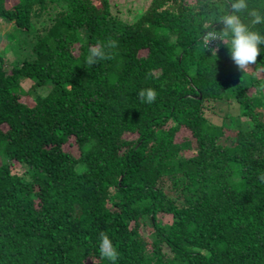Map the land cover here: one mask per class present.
Masks as SVG:
<instances>
[{"label": "trees", "instance_id": "obj_1", "mask_svg": "<svg viewBox=\"0 0 264 264\" xmlns=\"http://www.w3.org/2000/svg\"><path fill=\"white\" fill-rule=\"evenodd\" d=\"M140 1L0 0V264H264V53L203 47L226 0Z\"/></svg>", "mask_w": 264, "mask_h": 264}, {"label": "clouds", "instance_id": "obj_2", "mask_svg": "<svg viewBox=\"0 0 264 264\" xmlns=\"http://www.w3.org/2000/svg\"><path fill=\"white\" fill-rule=\"evenodd\" d=\"M213 21L221 27H213ZM258 25H264V7H253L250 0H226V10L217 14L210 24L203 26L199 37L206 49L210 41H219L216 47L211 48L212 55L216 56L217 48L222 44L228 49V55L238 70L244 71L256 61L259 53H264V32ZM112 45L109 41L104 46H90L85 57V64H95L107 58L106 47ZM136 95L142 102L152 103L156 99V91L151 88H141ZM258 179L264 183V174ZM97 251L99 255L109 261H115L117 250L108 235L98 234Z\"/></svg>", "mask_w": 264, "mask_h": 264}, {"label": "rangeland", "instance_id": "obj_3", "mask_svg": "<svg viewBox=\"0 0 264 264\" xmlns=\"http://www.w3.org/2000/svg\"><path fill=\"white\" fill-rule=\"evenodd\" d=\"M111 3H115V0H109ZM138 1V0H135ZM142 1H140V5L139 2L136 4H134L133 9H135V6L137 8H141L142 5ZM125 7V6H124ZM45 19V18H43ZM36 23H38V25L42 24L41 20H36ZM19 40H24L27 42V44L24 46V48H29L28 46H30V44L28 43L29 40V36L26 34H21L19 37V33L18 30L14 29V26L12 25V23H6V22H1L0 23V54L7 60V62H11L13 60V58L16 57V53L11 50V47L13 44L19 43ZM216 41H210L209 43L213 44ZM11 44V45H10ZM24 86L28 87L30 86L31 82L27 81L23 83ZM40 93H42L43 95L46 93L45 89L40 88L39 89ZM222 110L218 111V115L217 114H212L214 120L219 121L221 115L225 114L228 112V109L231 111H235V109H232L230 107H228L226 104L221 105ZM191 151H189V153H191Z\"/></svg>", "mask_w": 264, "mask_h": 264}]
</instances>
